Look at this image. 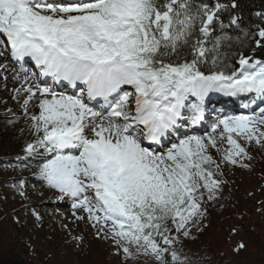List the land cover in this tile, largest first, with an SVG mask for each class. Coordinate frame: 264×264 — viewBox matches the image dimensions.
I'll use <instances>...</instances> for the list:
<instances>
[{
	"label": "snow or ice",
	"instance_id": "1",
	"mask_svg": "<svg viewBox=\"0 0 264 264\" xmlns=\"http://www.w3.org/2000/svg\"><path fill=\"white\" fill-rule=\"evenodd\" d=\"M229 8H238L235 0H0V35L12 57L30 58L41 78L80 89L58 93L21 77L23 68L16 74L27 85L15 91L26 93L33 133L26 155L41 160L38 175L129 257L134 247L159 264H169L168 255L171 264H186L174 244L200 226L205 192L213 200L222 183L209 149L236 164L248 155L240 140L264 146L260 107L219 114L211 132L181 133L163 147L205 119L211 92L264 100V59L240 52L236 67L226 51L249 37L264 48V13L252 33L237 15L224 22ZM34 99L38 111L29 114Z\"/></svg>",
	"mask_w": 264,
	"mask_h": 264
},
{
	"label": "rangeland",
	"instance_id": "2",
	"mask_svg": "<svg viewBox=\"0 0 264 264\" xmlns=\"http://www.w3.org/2000/svg\"><path fill=\"white\" fill-rule=\"evenodd\" d=\"M3 71L19 73L10 61L1 62L0 153L15 150L19 132L32 133L23 107L26 93L15 91L27 85L15 77L5 82L9 78ZM239 142L248 155L236 164L223 161L217 149H209L219 164L218 170L213 165L214 178L222 183L213 200H208L205 192L201 206L204 215L198 218L200 226L190 225V235H179L174 244L186 264L218 263L209 251L227 264H264L256 258L245 262L244 256H250V250L239 241L240 236L248 235L241 223L255 225L256 216L264 215V146L254 141ZM220 147L227 149L228 145L223 143ZM4 156L5 153L0 155V244L13 245L18 254L35 264H159L151 254L135 253L134 247V255L129 257L111 239L98 236L87 213L74 210L71 197L63 196L38 175L41 160L33 157V166L27 168L25 157ZM25 172L30 177L24 178ZM77 216L84 219L78 220ZM226 229L231 233L226 234ZM241 244L243 248L238 247ZM166 259L171 264V256Z\"/></svg>",
	"mask_w": 264,
	"mask_h": 264
},
{
	"label": "trees",
	"instance_id": "3",
	"mask_svg": "<svg viewBox=\"0 0 264 264\" xmlns=\"http://www.w3.org/2000/svg\"><path fill=\"white\" fill-rule=\"evenodd\" d=\"M208 2L214 3L215 0H208ZM221 2L231 5L233 0H221ZM235 2L238 4V8H229V10L223 12L222 19L225 23H228L230 15H237L241 17V26L248 28L250 32L254 33L256 31L255 25L262 23L260 17L256 14L264 13V0H235ZM237 32L229 30V34L233 36L237 35ZM241 39H243L242 34ZM255 39V37H249L245 40L243 45L234 41L231 49H226L229 56L227 62L235 66V60L238 58V53L240 52H244L248 56L254 55L257 58L264 59V48L258 47L255 43ZM19 137L20 140L18 141V144L20 143L21 148L23 149L27 143V135L25 132H19ZM249 210V213L252 214L253 209L250 208ZM247 215L244 213V216ZM256 221L257 223H255V225H248L245 222L241 223L245 228V231L248 232L247 236H240L239 238L240 243L245 244L250 250V256H244V260L247 259L245 260L247 263H249V260L255 258L264 263V215L259 214L256 216ZM225 233L230 234L231 231L226 229ZM209 252L217 259L218 263L216 264H227L223 259L216 256L211 251ZM0 264H35V262L27 261L23 258L17 251H15L13 245L4 246L3 244H0Z\"/></svg>",
	"mask_w": 264,
	"mask_h": 264
},
{
	"label": "bare ground",
	"instance_id": "4",
	"mask_svg": "<svg viewBox=\"0 0 264 264\" xmlns=\"http://www.w3.org/2000/svg\"><path fill=\"white\" fill-rule=\"evenodd\" d=\"M2 35H0V40H1V43H0V48H3L2 47ZM1 62H3V61H0V65H1ZM11 62V61H10ZM3 72H5V78H9V79H7V80H4L5 82H8L9 83V81H11L12 80V77H15L16 75H15V72H7V71H3ZM23 75H21V77H22ZM32 84H34L33 82H31ZM16 100H19V99H16ZM16 102V101H15ZM37 103V101L34 99L31 103H30V105H29V107H28V110H29V112H31V113H33V112H37L38 111V109L35 107V104ZM203 206V205H202ZM80 209H76V211H79Z\"/></svg>",
	"mask_w": 264,
	"mask_h": 264
}]
</instances>
